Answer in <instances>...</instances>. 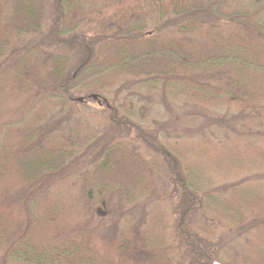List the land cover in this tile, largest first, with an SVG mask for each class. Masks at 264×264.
Wrapping results in <instances>:
<instances>
[{
  "label": "trees",
  "instance_id": "1",
  "mask_svg": "<svg viewBox=\"0 0 264 264\" xmlns=\"http://www.w3.org/2000/svg\"><path fill=\"white\" fill-rule=\"evenodd\" d=\"M136 83L189 130L161 147L174 234L128 133L69 123L97 95L143 128ZM0 264H264V0H0Z\"/></svg>",
  "mask_w": 264,
  "mask_h": 264
},
{
  "label": "rangeland",
  "instance_id": "2",
  "mask_svg": "<svg viewBox=\"0 0 264 264\" xmlns=\"http://www.w3.org/2000/svg\"><path fill=\"white\" fill-rule=\"evenodd\" d=\"M137 84L138 83H136L135 86L128 91H124L122 93L123 96L121 95L122 97L119 100L120 102H117L116 104L128 109L130 108V103L126 97L130 96L129 100L131 98L137 99L139 103L136 102V100L134 102L138 104L140 117L142 116V118L145 120L140 121L143 128L141 127L138 129V126H135L131 133L119 132L112 127L106 128L108 122L105 118L106 114L103 110V106H100L101 104L98 105L96 101L92 100L86 101L85 103L83 102V105L77 106L74 109L75 112L72 115L69 123H74L77 121L81 123H89L100 129L102 132H110L111 135L128 133L127 135H123V139L119 141L128 144L131 148L141 153L151 163L156 185L154 192V202L160 203L159 205L162 206L167 219H171V223H168V228L174 234L175 207L178 203V199L177 196H174V189L171 185V175L166 169L161 147L164 148L167 139L178 141L179 138L186 137L184 133H188L189 130L186 128V124L182 125L177 123V125L171 122L172 118L169 117L166 108L161 101H157V99L140 100L139 98L134 97V91H138ZM79 96L83 97L85 95L84 93H81ZM150 96H152V94H150ZM138 120H140V118H138ZM59 121H61V119ZM64 123H68V121H64ZM54 124L50 127L54 126ZM166 128L171 129L165 130ZM120 209L121 207H115L112 209L105 207L102 209L105 215H107L105 221L109 222L111 226L116 222L118 223L119 217H116V221L112 222L109 221L110 215L114 212V210L117 212ZM202 216L203 215L200 214L199 216L193 217L191 220L196 221ZM103 220L104 216H101L97 213L94 215V225H101ZM103 225L102 227L104 228ZM232 239L233 238L230 234L222 232L212 244L218 249V252L223 254H237V248L234 245L235 241Z\"/></svg>",
  "mask_w": 264,
  "mask_h": 264
},
{
  "label": "water",
  "instance_id": "3",
  "mask_svg": "<svg viewBox=\"0 0 264 264\" xmlns=\"http://www.w3.org/2000/svg\"><path fill=\"white\" fill-rule=\"evenodd\" d=\"M92 98H93L94 100H97V101L99 102V104L102 103V101L99 100V97H98L97 95H93ZM77 101L83 103V102H84V99H83V98H78ZM105 102H106V101H105Z\"/></svg>",
  "mask_w": 264,
  "mask_h": 264
}]
</instances>
